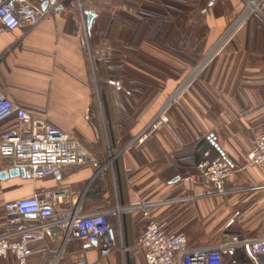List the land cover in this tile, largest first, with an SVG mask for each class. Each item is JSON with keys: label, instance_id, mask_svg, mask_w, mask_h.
Returning <instances> with one entry per match:
<instances>
[{"label": "crops", "instance_id": "obj_1", "mask_svg": "<svg viewBox=\"0 0 264 264\" xmlns=\"http://www.w3.org/2000/svg\"><path fill=\"white\" fill-rule=\"evenodd\" d=\"M72 2L61 0L29 33H0V92L74 135L92 161L38 179L0 180V237L16 240L19 227L39 224L30 215L7 221L6 202L60 186L77 198L57 209L72 210L77 201L83 213L104 214L115 248L101 256L95 245L63 246L47 234L30 243L27 264H145L137 245L144 210L190 247L226 235L264 237L262 169L239 171L223 193L204 186L195 170L205 153L242 168L249 140L261 131L264 21L253 16L226 36L239 0H105L108 9L93 11L88 28L89 10ZM161 55L184 71L155 70ZM193 65L201 66L195 78L187 75ZM167 103V122L134 143ZM10 124L0 123V132ZM0 264L17 262L8 255ZM224 264H264V255L253 259L239 248L224 254Z\"/></svg>", "mask_w": 264, "mask_h": 264}, {"label": "built area", "instance_id": "obj_2", "mask_svg": "<svg viewBox=\"0 0 264 264\" xmlns=\"http://www.w3.org/2000/svg\"><path fill=\"white\" fill-rule=\"evenodd\" d=\"M239 1L243 4V9L226 36L253 16L264 21V0ZM60 2L61 0H0V33L16 29H24L25 33H29ZM43 3L47 4L44 10L41 9ZM167 107L168 105L142 136L134 139V143L142 141L150 129L166 122ZM5 121H11V124L0 132V172L22 169L28 173L29 178L38 179L65 168L88 165L92 161L74 135L33 115L0 92V123ZM132 143L117 154L124 152L134 144ZM252 167H259L264 171V122L259 135L249 140L242 168L234 169L225 158H211L205 153L196 163L195 170L204 186L223 193L222 189L228 179L239 171ZM76 198L74 191L60 186L36 192L31 197L6 202L3 208L7 221L30 215L39 224L34 227H19L20 235L16 240L0 237V259L12 255L17 264H27L32 253L30 243L42 241L47 234L58 235L63 246L72 240L87 244L95 242L100 255H107L115 248L116 231L104 214L83 213L77 201L72 210L57 209V205H67ZM144 206L142 207L145 208ZM143 216L148 222L137 239V245L145 264H224V254L239 248L247 250L253 259L264 255V237L246 239L226 235L218 244L190 247L183 234L167 233L165 223L150 218L147 210H144Z\"/></svg>", "mask_w": 264, "mask_h": 264}, {"label": "rangeland", "instance_id": "obj_3", "mask_svg": "<svg viewBox=\"0 0 264 264\" xmlns=\"http://www.w3.org/2000/svg\"><path fill=\"white\" fill-rule=\"evenodd\" d=\"M72 3L74 5V8L78 9L79 11H82V10L85 9V10H89V11L93 12L95 10L108 9V7L105 4L106 3L105 0H73ZM239 4L241 5V8L243 9V4L241 2ZM115 12H116V10H115ZM158 58L160 60H162V62H160L161 65L158 66V67L155 66L154 68H155V70H157V69L159 70L160 69L161 70V74L166 75V74H168L170 72H173V71L176 72L177 74H180V73H182L184 71V69H183L184 66H180V65H177V64H173L172 62H169L168 59L165 58V56L161 55V56H158ZM198 58H200V56ZM199 60H201V59H199ZM197 62L198 61H196V63ZM196 63H194V64H196ZM194 66L195 65H193L191 67V69L190 68L188 69L189 72H190V70H191V72L188 73L187 75L190 76V77L192 75V77L195 78V74L197 73L198 68L201 67V66H199V67H194ZM149 67L152 68L153 66L149 65ZM178 90L180 91V90H182V88L179 87ZM167 105H168V103L165 106H167ZM166 119H167V116H166ZM166 122H167V120H166Z\"/></svg>", "mask_w": 264, "mask_h": 264}, {"label": "water", "instance_id": "obj_4", "mask_svg": "<svg viewBox=\"0 0 264 264\" xmlns=\"http://www.w3.org/2000/svg\"><path fill=\"white\" fill-rule=\"evenodd\" d=\"M47 7V4L46 3H43L41 4V9H45ZM84 14L86 15L87 19H86V26L88 28H90L91 26V23L93 21V19L95 18V14L91 11H85ZM22 177V178H25V177H29L28 173H26L24 170H18V169H11L9 171H2L0 172V180H4L8 177L10 178H14V177ZM92 245H95L96 246V243L95 242H92L90 243Z\"/></svg>", "mask_w": 264, "mask_h": 264}, {"label": "bare ground", "instance_id": "obj_5", "mask_svg": "<svg viewBox=\"0 0 264 264\" xmlns=\"http://www.w3.org/2000/svg\"><path fill=\"white\" fill-rule=\"evenodd\" d=\"M210 56V55H209Z\"/></svg>", "mask_w": 264, "mask_h": 264}]
</instances>
